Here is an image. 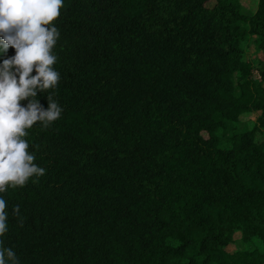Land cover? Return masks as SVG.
Here are the masks:
<instances>
[{
	"label": "trees",
	"instance_id": "16d2710c",
	"mask_svg": "<svg viewBox=\"0 0 264 264\" xmlns=\"http://www.w3.org/2000/svg\"><path fill=\"white\" fill-rule=\"evenodd\" d=\"M52 25L60 78L36 98L63 111L21 137L46 173L0 193L3 246L20 264H264V67L244 58L250 37L264 58V0H63ZM236 232L263 249L227 252Z\"/></svg>",
	"mask_w": 264,
	"mask_h": 264
},
{
	"label": "clouds",
	"instance_id": "9594fccd",
	"mask_svg": "<svg viewBox=\"0 0 264 264\" xmlns=\"http://www.w3.org/2000/svg\"><path fill=\"white\" fill-rule=\"evenodd\" d=\"M62 6L63 0H0L3 48L15 49L14 57L0 63V193L8 185L24 186L30 177L35 182L46 173L45 168L33 162L35 154L28 151L29 144L21 137L37 121L49 126L63 111L50 92L47 109L36 98L38 92L56 86L60 78L52 67L58 60L53 46L60 36L52 21L60 15ZM33 68L36 75H31ZM25 99H28L27 107H22L19 102ZM5 207L6 200L0 196V237L8 231ZM12 214L23 227L19 204L14 206ZM0 264H20L15 251L4 247L2 239Z\"/></svg>",
	"mask_w": 264,
	"mask_h": 264
},
{
	"label": "rangeland",
	"instance_id": "374dc122",
	"mask_svg": "<svg viewBox=\"0 0 264 264\" xmlns=\"http://www.w3.org/2000/svg\"><path fill=\"white\" fill-rule=\"evenodd\" d=\"M241 5V10L243 14L249 15L251 14L257 5V0H238ZM212 1L208 3V5H211ZM0 45L3 46V37L0 36ZM244 58L247 60H250L253 58V64L254 66L258 68L264 67V58L260 52L256 50L255 44H254V37H250L245 45L244 48ZM258 113L256 112H247L242 114L239 119L236 122H230V125H235L237 129L239 130H247L253 127L255 118ZM225 136H223L224 139ZM260 137L264 139V129H262L260 133ZM240 248H258L260 250L263 249L262 241L259 238H253L248 243H243L240 240V233L236 232L233 235V241L224 247V250L227 252H232L236 249Z\"/></svg>",
	"mask_w": 264,
	"mask_h": 264
}]
</instances>
